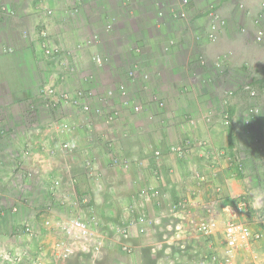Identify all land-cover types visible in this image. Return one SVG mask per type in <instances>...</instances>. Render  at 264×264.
Returning a JSON list of instances; mask_svg holds the SVG:
<instances>
[{
    "label": "rangeland",
    "instance_id": "obj_1",
    "mask_svg": "<svg viewBox=\"0 0 264 264\" xmlns=\"http://www.w3.org/2000/svg\"><path fill=\"white\" fill-rule=\"evenodd\" d=\"M122 2L114 8L116 11L107 10V14L115 18L111 33L102 32V27L107 24L105 20L97 27L98 32H101V42L94 46L98 48L92 54L87 52L88 48L93 47L84 45L78 47L87 40L89 33H86V29H75L74 39L71 40H75V43H71L73 48L71 50L63 48L68 54L67 68L60 67L59 62L58 66H55L56 61L50 63L53 66L50 70L53 73L51 80L57 79L60 85L64 84L63 86L77 81L79 87L74 94L70 90L65 91L71 100L87 103L89 110L91 109L89 115L84 113L70 120L74 125L71 132L62 128L64 122L58 123L57 128L59 132L57 145L60 149L58 152L54 149L53 153L57 156L60 154L61 160L73 155L76 159L78 157L79 171L72 174L69 182L65 184L57 177L51 181L52 183L45 185L39 181L40 176L34 170L33 174L25 170V177L23 174L17 176L21 177L22 183L19 180L13 181L12 185L8 186L10 189L6 188V192L10 191L11 196L7 197L9 200L5 203L0 199L2 202L0 205L3 206L2 208L0 206V209L9 210L10 214H7L4 220L0 219V245L5 244L4 246L11 248L8 253L12 262L7 260L8 264H41V261H44V264L67 262L75 264L74 261L82 257L85 264H95L101 261L103 247L109 249L115 245L117 249L120 246L126 253L122 248L126 246L125 241L136 237L134 229L139 231L144 229L143 234L137 232L138 235L144 236L148 227H156L159 233L160 230L164 231L172 226L174 228L183 226L188 229L185 236L177 237L178 242L203 246L199 252L185 250L186 252L181 253L186 262L199 258L200 262L196 264L222 262L224 264L226 258L224 252L219 254L216 252L213 256L206 245L216 235L219 248L221 247L222 239L224 240L222 233L229 221L236 220L246 223L253 229H264V0ZM81 3L83 5V1ZM184 5L190 7L186 13L182 10ZM91 9V14L99 18L102 11L98 10L97 6ZM197 18L201 19L197 21ZM215 20L217 30L214 32V39H210L209 27ZM231 20L234 23L230 24ZM131 25L135 26L132 28ZM260 30L263 31L261 40L258 39ZM180 52L188 55H186L188 64L187 60H184L176 68L177 72H171L170 76L175 77L177 81L174 83L177 84L175 87L179 94L174 96L176 98L182 96L187 100L184 106L192 118V126L200 123L210 125L214 121L222 125L223 116L228 114L231 121L228 127L235 130V138L230 140V144H234L236 149L231 162L237 167L236 181L226 186V182L216 180L212 172L208 171L210 177H203L200 185L193 188L195 192L199 190L204 192L205 201L200 202L195 199L188 202L179 198L166 202L170 199L169 196L163 195L165 196L163 199V196L158 194L157 184H162L159 180L161 174L159 162L163 154L160 152L155 156L153 163L148 164L142 160L134 164L108 147L104 151H98L99 154L95 152V146L98 145L91 144L93 134L90 132L89 134L88 131V134L85 132L84 139L94 149L89 154L84 152V155H81L80 142L74 143L70 135L69 139L64 140L62 137V132L71 134L81 129L83 125L89 124L90 115H94L92 111L100 107L98 98L108 89H112L113 96L109 98L105 109L111 112L118 111V117L108 121L105 116H94L98 119L104 118L107 123L112 124L119 120L126 110L123 108L125 100L132 98L129 84L138 81L141 67H145L150 73L160 70L165 72L162 57ZM121 65L125 68L124 76L115 81L117 75L114 76L111 69L116 70ZM132 71L137 74L134 80L129 78ZM97 74L104 80L99 86L97 84L101 79L96 77ZM121 85L126 87V97L119 91ZM86 87L89 90L84 91ZM253 91L258 93L254 98L249 94ZM85 93H89L90 96ZM93 96L96 100L89 102L84 100ZM181 105L184 109L183 103ZM251 108H258L259 112L252 115L249 113ZM55 118L59 121L62 115L58 114ZM247 121L249 123H246ZM223 127L227 130V126ZM237 129L243 131L236 134ZM13 140L16 145L18 144L17 147L0 155V158L7 161L12 178L17 172L15 166H19L13 150L25 153L32 148V145L28 146L27 140L30 141L28 138ZM204 141L200 142L204 154L209 151L211 155L212 152L215 156L222 155L219 149ZM64 145H69L70 150H65ZM169 151L173 152L171 149ZM134 165L139 179L132 182L126 173L131 172L132 168H135ZM109 170L114 171L112 177L115 178V182L111 184L109 181L106 184L110 185L105 187L102 178ZM118 174L126 176L125 178L120 176L121 183L117 182ZM245 177L248 178L247 181H243ZM127 178L129 180H126ZM123 179L128 183L126 187L122 186ZM130 183L133 185H129ZM161 189L165 188L162 186ZM96 194L100 195L101 203L95 202ZM153 209L159 214L157 219L150 215ZM100 214L105 215L104 218L100 217ZM209 218H214L217 226L213 235L206 238L198 231L197 225ZM71 219L85 221L89 233L87 238L79 235L73 240L74 253L71 257L57 259L53 251L62 230L66 231L70 226ZM127 226L133 228L132 236L128 240L123 235V230ZM28 229L35 234H28L29 232L28 235L24 234ZM154 238V241H159L158 237ZM77 242L78 245H74ZM22 245L28 248L23 249ZM130 253L132 249L126 254ZM177 253L179 252L173 255ZM176 257L183 263L180 255Z\"/></svg>",
    "mask_w": 264,
    "mask_h": 264
},
{
    "label": "crops",
    "instance_id": "obj_2",
    "mask_svg": "<svg viewBox=\"0 0 264 264\" xmlns=\"http://www.w3.org/2000/svg\"><path fill=\"white\" fill-rule=\"evenodd\" d=\"M81 1H83V5L77 0H0V7L1 5H9L15 12V15H10L0 9V155L6 154L7 151L11 152V148L17 147L18 144L16 145L13 140L15 138H28L30 140H27L28 146L32 145V148L25 153L13 150L19 164L14 168L17 170L14 178L11 177L12 172L7 161L0 158V199L4 203L9 200L7 197L11 196L9 195L10 191L6 192V188H9L8 186L12 185L13 181L19 180L21 182V177L17 176L23 174L25 177V170L31 174L34 170L40 176L39 181L45 185L52 183L51 181L57 177L65 184L69 182L72 174H77L79 171L78 157L76 159V156L73 155L68 159L61 160L60 154L57 156L53 153L54 149L57 152L60 149L57 145L58 123L70 121L68 118L69 109L58 121L56 116L47 111L43 105L46 89L54 87L70 90L74 94L79 85L75 81L76 83L73 82L69 85L67 83L68 86H63L64 84L60 85L57 79L51 80L53 73L50 70L53 66L43 54V40L39 33L45 30L44 27H47L50 38L56 44L61 48L71 50L73 48L71 43H75V40L71 41L74 39L73 30L86 29V33H89L87 37H90V32L96 31L104 20L107 22L109 17L107 12H113L119 3H123V0ZM88 3L90 4L88 5ZM96 6L98 10L102 11L99 18L91 14V7ZM46 8L53 10V17L46 16ZM189 9L190 7L187 5L182 8L184 13ZM104 10L106 14H104ZM200 19L197 18V21ZM229 23L234 22L231 20ZM131 26L133 28L135 25ZM83 45L86 46V41L78 47ZM97 48H88L87 53L92 54ZM6 49H12V52H5ZM177 54L162 57L161 61L165 72L160 70V72L152 71L150 73L145 67H141L140 72H138V81L129 84L132 98L128 99L131 100V107L123 112V116L119 120H115L113 124L107 123L104 118L98 119L91 114L87 126L83 125L81 129L75 130L76 132L71 134L62 132V137L65 140L69 139L70 135L74 143L79 144L80 142L79 150H82L81 155H84V152L89 154L94 150L92 145H88L84 139L85 132L86 134L90 132L93 134L91 144L98 145L95 146V152L104 151L108 147L134 164L142 160L148 164L153 163L155 156L160 152L163 154L159 162L161 173L159 180L162 184H157V187L159 186L158 194L169 196L170 199H167L166 202L174 200V198L188 202L195 199V201L200 202L205 201L204 192L201 190L195 192L193 188L200 185V182L204 180L203 177H210L208 171L212 172V176L216 177V180L226 182V186L236 181L237 174L235 171L237 167L233 163L231 164L236 149L234 144H230V140L235 138V130L232 127L226 130L223 125L215 121L210 125L200 123L192 126V118L184 106L187 100L182 96L179 98L174 96L179 93L176 92L175 86L177 84L174 83V81L177 82L176 78L170 76L171 72H177L178 65L187 60L188 56L181 52ZM186 63L188 64V60ZM97 72L100 71H94V73ZM111 72L114 76L117 75L115 76V81H117L124 76L125 68L121 65L116 70L111 69ZM96 77L101 79L97 84L99 86L100 82L104 80L99 75ZM86 89L89 90L86 87L84 91ZM84 100L89 102L96 100V98L94 96L92 98L86 97ZM30 105H35L37 109V117L34 119L28 116ZM242 131L237 129L236 134ZM193 139L196 141L194 142ZM202 140L219 149L222 155L215 156L213 152L211 155L208 153L209 151L204 154L200 143ZM97 141L99 144H96ZM170 149L173 152L169 151ZM132 169L126 174L132 182H135L139 179V175L136 167ZM113 172L109 170L108 174L102 178L105 187L110 185L106 184L109 181L114 184ZM120 176L117 182L126 177L121 176V178ZM126 180L123 179V187L128 185ZM247 180V177L243 179V181ZM129 185L133 184L130 183ZM161 185L165 189H161ZM94 197L95 202L98 203L100 195L96 194ZM164 198L165 196H163ZM159 199L161 198L159 197ZM5 208L7 207L5 206ZM102 208L105 209L103 205ZM151 213L150 215L154 216V219L158 218L159 214L155 209ZM7 214H10L9 210L0 209V219L4 220ZM101 216L104 218L105 215L100 214ZM157 230L156 227H148L146 235L142 236L138 235L139 233L134 229L133 231L138 236L136 235V237L124 242V244L131 246L132 253H124L120 246L117 249L115 245L109 249L103 247L101 261L95 264H196L200 262L199 258L186 262L184 256L181 255L185 250L199 252V249L203 248L201 244L189 245L185 242H178L177 237L185 236L188 229L183 226H175V228L172 226L164 231L159 229V233ZM252 230L262 232V240L252 243L245 249L238 250L230 264H264V229L252 228ZM160 234L162 236H159ZM155 236L159 238V241H154ZM216 239L215 235L212 241L210 240L211 242L206 245L213 256L216 252L218 254L219 252L223 253L225 249L224 240L222 239L223 244L219 248L220 244L218 245ZM4 245H0V264H8L7 260L12 262L8 253L10 247ZM29 246L31 248V245ZM22 248L27 249L28 247L22 245ZM176 252L179 253L173 255ZM177 255L181 256L183 263L177 259ZM83 258L75 260V264H85ZM41 264H44V261H41Z\"/></svg>",
    "mask_w": 264,
    "mask_h": 264
},
{
    "label": "built area",
    "instance_id": "obj_3",
    "mask_svg": "<svg viewBox=\"0 0 264 264\" xmlns=\"http://www.w3.org/2000/svg\"><path fill=\"white\" fill-rule=\"evenodd\" d=\"M77 1L81 3V0H77ZM0 9L6 14L15 15V12L11 7H9V5H1ZM45 13L46 16L50 18L53 17L54 14L53 10L48 8L45 9ZM114 22H115V18L112 15H109L107 24L104 27H102L103 28L102 32L106 34L111 33V31L113 30ZM216 24L217 22L215 20L212 22L211 26L209 27L210 31H208V36L210 39H214L215 37L214 32L217 30ZM44 28L45 30L39 33L41 39L43 40L42 51L44 56L48 58L50 63L56 61L54 62L55 66H58V62H59V65H61L60 67L64 66L67 68L68 60L66 56H68V54L65 52L63 48H61V46L56 44L50 38V35L47 31V27ZM258 33H259L258 39L261 40L263 36V31L260 30ZM100 42H101V32L100 31L98 32L97 29L96 31L92 32L90 37L87 38L86 47H94L96 44H99ZM5 52L11 53L12 49H6ZM129 78L134 80L135 78H137V74L134 71H132L130 73ZM119 91L123 97L127 96V90L124 85H121L119 87ZM249 94L253 98L258 95V93L255 91L249 92ZM86 95L90 96L89 93ZM112 96H113L112 89H108L103 96H100V98H98V101L101 103L100 107H97L95 111H92V113H94V115H97L99 117L105 116L108 119V121H112L116 119L119 114L118 111L111 112L105 109L106 106L108 105L109 98H111ZM43 105L44 108L47 111H49L53 116H58V114H60V116L64 115L66 114L67 109H69L70 111L68 114V118H70L69 120L73 119L74 117H77V115H81L84 113L89 115V113L91 112V109L89 110V106L87 105V103H83L80 100L73 101L71 100V98L64 89L61 90L54 87H50L45 90ZM123 106L124 109H128L129 107H131V102L126 99ZM36 112L37 109L35 105H30L28 109V116L31 119H34V117L36 116ZM258 112H259L258 108L255 109L251 108L249 110V113L252 115L257 114ZM210 119L211 117H209L208 120L210 121ZM222 121H223V125L227 127L230 125L231 121L229 119L228 114L223 116ZM246 123L249 122L247 121ZM73 127L74 125H72L70 121L66 123L64 122L62 125V128L67 130V132H71L74 129ZM63 148L67 151L70 150L69 145H64ZM88 165H90L89 162ZM216 226H217L216 220L214 218H209L205 221L200 222L197 225V229L204 237L210 238L213 235ZM132 230L133 228L129 226H127L123 230V235L124 238H126V240H128L132 236ZM136 231L142 234L145 233L144 229H141L140 231L139 229H136ZM27 233L35 234L34 231H32L31 229H28V231L26 230L24 232V234ZM88 233H89V229L85 221L71 219L70 226L66 229V231L62 230L61 237L60 239H58V242L56 243V248L53 251L54 256L57 259H68L69 257H71L74 253L72 249L73 240L77 239L79 235H82L84 236V238H87ZM223 235H224V244H225L224 255L226 256L224 264H230L238 250L245 249L248 246H250L252 243L261 241L263 237L262 232H257V231L254 232L249 225L236 220L229 221L226 224ZM78 243L79 242L74 243V245L75 244L78 245ZM125 245L126 246H124L122 249L126 253L131 252L132 248L129 247L127 244Z\"/></svg>",
    "mask_w": 264,
    "mask_h": 264
},
{
    "label": "clouds",
    "instance_id": "obj_4",
    "mask_svg": "<svg viewBox=\"0 0 264 264\" xmlns=\"http://www.w3.org/2000/svg\"><path fill=\"white\" fill-rule=\"evenodd\" d=\"M231 123V122H230ZM223 125V124H222ZM227 128H229V127H227Z\"/></svg>",
    "mask_w": 264,
    "mask_h": 264
},
{
    "label": "trees",
    "instance_id": "obj_5",
    "mask_svg": "<svg viewBox=\"0 0 264 264\" xmlns=\"http://www.w3.org/2000/svg\"><path fill=\"white\" fill-rule=\"evenodd\" d=\"M119 15V14H118Z\"/></svg>",
    "mask_w": 264,
    "mask_h": 264
}]
</instances>
